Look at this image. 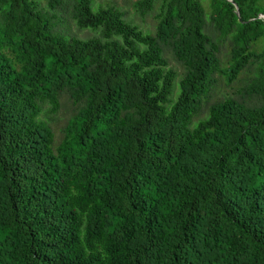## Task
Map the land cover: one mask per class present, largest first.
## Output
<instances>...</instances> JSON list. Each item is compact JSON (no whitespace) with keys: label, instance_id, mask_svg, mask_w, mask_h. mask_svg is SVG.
<instances>
[{"label":"trees","instance_id":"trees-1","mask_svg":"<svg viewBox=\"0 0 264 264\" xmlns=\"http://www.w3.org/2000/svg\"><path fill=\"white\" fill-rule=\"evenodd\" d=\"M44 1L0 0V264H264V0Z\"/></svg>","mask_w":264,"mask_h":264},{"label":"rangeland","instance_id":"rangeland-1","mask_svg":"<svg viewBox=\"0 0 264 264\" xmlns=\"http://www.w3.org/2000/svg\"><path fill=\"white\" fill-rule=\"evenodd\" d=\"M41 1V6L45 7L46 3L44 0H40ZM138 0H94V6L98 7V6H115L117 7L119 10H121L122 12H124L126 14V19L128 21H131L132 23L140 26L142 29L146 30L147 27H152L155 23V18L154 15H148L146 17H141L139 15L136 14V9H135V3ZM203 4L205 5V7L207 8V10H210L209 7V1L208 0H202ZM70 33L73 36H76L80 39H87L91 36H93L95 33L90 32L89 30H80L79 28L76 27L75 23H71L70 29H69ZM167 57L170 61L171 67L174 68L175 70H177V72L179 73V77L178 80H180V78L183 75V68L182 66L177 63L172 56L167 54ZM178 91H179V84L178 82L175 83V91L174 94L172 95L173 99L176 98V96L178 95ZM218 96H221L222 94H227V93H234L232 88L227 87L224 83L221 84L220 88L217 90ZM61 107L59 109V111L55 114H52L49 112L50 108L47 107L46 112H44V114L42 115L43 118L47 121V123L49 124V126H51L55 133H56V138L57 140H59L62 136V132L61 130L63 129L64 125L66 124L67 119L70 116V104L68 103V100L64 97L61 101ZM205 115L202 114V116L194 119V123H197L198 120L204 118Z\"/></svg>","mask_w":264,"mask_h":264},{"label":"water","instance_id":"water-1","mask_svg":"<svg viewBox=\"0 0 264 264\" xmlns=\"http://www.w3.org/2000/svg\"><path fill=\"white\" fill-rule=\"evenodd\" d=\"M236 8H237V9H236V10H237V15H238V16H240L239 9H238V7H237V6H236ZM262 17H264V16H262Z\"/></svg>","mask_w":264,"mask_h":264}]
</instances>
